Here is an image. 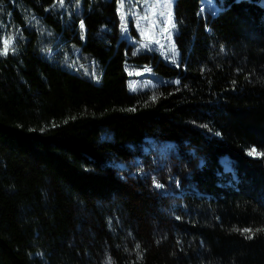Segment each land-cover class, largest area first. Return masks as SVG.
I'll use <instances>...</instances> for the list:
<instances>
[{
	"label": "trees",
	"instance_id": "1",
	"mask_svg": "<svg viewBox=\"0 0 264 264\" xmlns=\"http://www.w3.org/2000/svg\"><path fill=\"white\" fill-rule=\"evenodd\" d=\"M119 1L0 0V264H264V0Z\"/></svg>",
	"mask_w": 264,
	"mask_h": 264
},
{
	"label": "rangeland",
	"instance_id": "2",
	"mask_svg": "<svg viewBox=\"0 0 264 264\" xmlns=\"http://www.w3.org/2000/svg\"><path fill=\"white\" fill-rule=\"evenodd\" d=\"M175 0H120L118 2V13L126 18V26L134 27L137 35H133L128 28H125L123 33L126 36H131L132 40L138 43L140 50L151 51V48L164 52L173 53L172 49V33L173 27L171 24V15L173 12V4ZM205 6H207L212 13H215L218 1L217 0H205ZM205 6L201 10H205ZM163 13V15H161ZM133 21V22H127ZM10 42L6 37H0V49L4 50L5 43ZM149 69H145L144 73H148ZM135 83L131 87V91L134 90ZM149 150L155 155L156 162L162 163L169 154L174 151V146L171 143L165 144H153L145 146V152ZM253 156L256 152H253ZM221 162L225 172L231 174L234 177L235 170L232 166V162L229 159H222ZM138 173H133L136 176ZM157 185H160L157 187ZM155 187L160 192H171L165 186L158 182H155ZM175 187L178 192H182L183 189L177 182Z\"/></svg>",
	"mask_w": 264,
	"mask_h": 264
},
{
	"label": "snow or ice",
	"instance_id": "3",
	"mask_svg": "<svg viewBox=\"0 0 264 264\" xmlns=\"http://www.w3.org/2000/svg\"><path fill=\"white\" fill-rule=\"evenodd\" d=\"M161 15H163V13H161ZM175 25H172V27H174ZM81 27H83V25H81ZM7 51H8V42H6L5 43V47H4V50H3V52H0V54H7ZM251 154V153H250ZM160 185H157V187H159ZM243 231H245V232H250L251 230L250 229H244ZM258 231H259V229H258ZM249 238H251V237H249Z\"/></svg>",
	"mask_w": 264,
	"mask_h": 264
},
{
	"label": "bare ground",
	"instance_id": "4",
	"mask_svg": "<svg viewBox=\"0 0 264 264\" xmlns=\"http://www.w3.org/2000/svg\"><path fill=\"white\" fill-rule=\"evenodd\" d=\"M221 164H223V163L221 162Z\"/></svg>",
	"mask_w": 264,
	"mask_h": 264
}]
</instances>
